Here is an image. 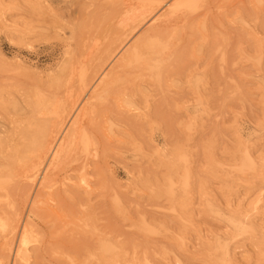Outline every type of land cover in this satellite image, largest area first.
Here are the masks:
<instances>
[{
	"label": "rangeland",
	"instance_id": "rangeland-1",
	"mask_svg": "<svg viewBox=\"0 0 264 264\" xmlns=\"http://www.w3.org/2000/svg\"><path fill=\"white\" fill-rule=\"evenodd\" d=\"M141 1L0 0V264H264V0H181L171 59L117 70L97 144L42 189L33 137L112 39L129 48L170 9L141 21ZM15 212L33 214L26 246Z\"/></svg>",
	"mask_w": 264,
	"mask_h": 264
},
{
	"label": "bare ground",
	"instance_id": "bare-ground-1",
	"mask_svg": "<svg viewBox=\"0 0 264 264\" xmlns=\"http://www.w3.org/2000/svg\"><path fill=\"white\" fill-rule=\"evenodd\" d=\"M142 1L145 2V0H142ZM168 1L169 0L159 1L160 5L161 4H164L165 6L169 5L170 9L167 11V13H165V14L163 13V16L161 19L160 18H158V20L156 19V21H158V22L155 23V25H153L147 32H145L137 41L132 43V45L129 46V48L126 49V47L129 43H125V41L127 42L126 39H128L129 36L125 35V32L121 36L116 38V40L113 41V39H112L111 40L112 44L109 41L110 38L108 39V41L111 44V47L109 48L108 51L106 50L108 52L107 56H105V59L101 62V64L97 67V69L94 71L92 70L93 73H92V76H91L89 82L90 81L93 82V85H91L90 88H87L89 83L88 84L86 83V85L83 86L81 88V90H79V93L75 97H71V95L69 94L70 99H68L66 102L57 101L54 103L53 110L50 113L51 117L44 120V122L46 121V122H48V124L47 125L45 124L46 127L41 128L42 129L41 131L38 130L39 132L37 133V135H35V137H33V140H32V142L34 144V148L32 149L31 157H32V160L35 161V164L37 165V167H35V169H36L35 173H36V175H39V180L41 181L40 184L42 186V189L49 188L53 185V183L55 182V176H56L57 172L59 170L65 169V166L68 164L69 160L72 158L73 153H76L78 150L82 149L83 152H86L89 154L92 151L91 150L92 147L97 144V136L94 134V132L90 129V126H89V121L92 118V115L95 113V110H96V103L94 102V100L96 99L99 101L100 99H102L101 98L102 94L106 93L109 90L110 85L112 83V79H114V77H115L114 75L117 74L116 73L117 70L120 68L127 67L128 65H131L134 60H139L143 57H146L151 63L153 61H154L153 63H156L158 61L164 62L166 60L171 59V57L173 56L172 48L174 49L175 46H177V44L174 43V47L171 48V42H169L170 41L169 38L171 39V37L172 38L174 37V33L176 32L177 27L181 23V20H183V17L178 12L180 11V9H184V8H181V5L183 3V2H181V0H175L172 4H169ZM80 4H82V3L80 2ZM141 7H143L142 11L140 10ZM141 7H139V10L141 12L139 13V15L137 17L141 21H143L147 17V15L152 14L155 11V9L157 8V4L154 3L153 0H150V1H146V3H144ZM85 8H87L88 11L92 10L91 7H90L91 9H88V7L84 6V9ZM185 8H186V6H185ZM195 8H196V6H195ZM195 8H193L192 10H194ZM139 10L137 9L138 12H139ZM160 10L156 14H159ZM133 11L134 10H132V12ZM162 11L164 12V10H162ZM124 12H125V10H124ZM138 12L135 13V17L133 16L134 19H136V15L138 14ZM127 13H129V12H127ZM125 15H124V17L120 18L121 25L125 23L127 18H129V16H127V18H126ZM133 15H134V13H133ZM152 16H153V14H152ZM184 18H185V16H184ZM135 22L136 21H134V23ZM125 24L128 25V23H125ZM135 24H137V22ZM181 25L182 24H180V26ZM128 27L129 26H127V28ZM133 27H135V26H133ZM142 28H143V26H142ZM134 31H135V29H134ZM167 37H168V39H167ZM88 49H90V48H88ZM101 55H103V54L101 53ZM101 59H103V58L101 57ZM115 60H116L115 66H113L112 71L109 73H106V70L108 69V67H110L111 64ZM161 62H160V64H161ZM72 68H73V66H72ZM86 68H87V66H86ZM158 68H160V67H158ZM147 71H149V70H147ZM71 72H73V71H71ZM97 82H99V84H100L101 93H98L99 90H96V91H95V89L92 90ZM79 83H80V81H79ZM60 99H61V97H60ZM58 100H59V98H58ZM61 101H62V99H61ZM36 107H38V105ZM46 113H48V112H46ZM50 114H49V116H50ZM42 115H43V113H42ZM77 156H79V155H77ZM73 161H74V158H73ZM26 169H27V167H26ZM25 171L27 172V170H25ZM39 171L41 172V174H39ZM32 176H34V175H32ZM20 177H21V175H20ZM83 180H85V177H83ZM39 182H38V184H39ZM33 193H35V192L33 191ZM39 196H41V194H39ZM27 201H28V202H26L28 204L27 206H30L29 205L30 199L29 200L27 199ZM28 210H29V208H28ZM25 215L26 214H24V217H25ZM19 216H20V214L15 212L10 219L11 236H12V238H15L16 236H18L20 238V243L23 246L24 245L26 246L29 242V238H28L29 237V232H28L29 231V229H28L29 222L28 221L32 219L33 214H32V212H29L28 216L25 217V218H27V221L24 223L23 227L19 226V222H20ZM1 217L4 218V216H1ZM0 221H1V219H0ZM2 227H4L3 224H2ZM6 228H4V231L6 230ZM12 240H14V239H12ZM15 243H16V241H15ZM13 247H14L13 249L15 252L16 245H13ZM5 251H6V249H5ZM5 251H3V252L5 253ZM10 252H12V251H10ZM12 254H13V252H12ZM42 261H44V260H42ZM34 264H36V263H34Z\"/></svg>",
	"mask_w": 264,
	"mask_h": 264
}]
</instances>
